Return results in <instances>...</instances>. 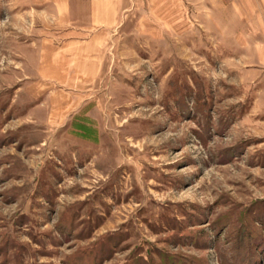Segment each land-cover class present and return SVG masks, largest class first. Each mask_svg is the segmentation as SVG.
<instances>
[{
  "label": "rangeland",
  "instance_id": "obj_1",
  "mask_svg": "<svg viewBox=\"0 0 264 264\" xmlns=\"http://www.w3.org/2000/svg\"><path fill=\"white\" fill-rule=\"evenodd\" d=\"M109 2L0 0V264H264V0Z\"/></svg>",
  "mask_w": 264,
  "mask_h": 264
},
{
  "label": "crops",
  "instance_id": "obj_2",
  "mask_svg": "<svg viewBox=\"0 0 264 264\" xmlns=\"http://www.w3.org/2000/svg\"><path fill=\"white\" fill-rule=\"evenodd\" d=\"M93 1H94V4H95V6L92 8L93 15H95L94 16V21H93L94 22L93 23L94 26L99 27L101 25L100 28H103V26L107 27L108 25H112L113 22H114V14H115L114 10H113L112 2L106 3L105 4L106 10L102 11V7H100V6L103 5V4H101L103 2L101 1V3H99L100 0H93ZM60 12H63V10L60 11ZM64 12H66V11L64 10ZM67 13H68V11H67ZM93 24H92V26H93ZM94 26L91 27V24H87V25H83L82 29H84L83 31H85V33L88 32L89 29H91V28H92V30H95L94 37L97 39L96 45H93V43H92L93 41L90 42L89 38H84V39L82 38L80 40L78 39V43H76L77 40H73L72 43L69 46V49L72 46V50H73L74 46L78 47V50H76V51L74 50L75 53L72 50L69 51L70 54H71V60L72 59L74 60L76 57L81 58L85 62V68H86V66H87L86 64L88 62H91V63L93 62V56H95L93 54L98 55L100 50H101V47H102L103 34L104 33H101L99 31L100 33L97 34L96 33L97 28H94ZM67 49L68 48L66 47V50H64V52H66V51L68 52ZM51 52H52V54H55L56 56L57 55L61 56L63 50L59 49V50H57V52H55V51H51ZM97 60H98V58H97ZM68 62H69V60H68ZM50 67H48L47 70L45 68L44 71L48 73V74H45V77L54 78V77H60L61 76V74L60 75L59 74L58 75H56V74L54 75L52 73H54L56 71L62 73V67H59V68L57 66H50ZM79 70H83V67L82 66L79 67Z\"/></svg>",
  "mask_w": 264,
  "mask_h": 264
}]
</instances>
